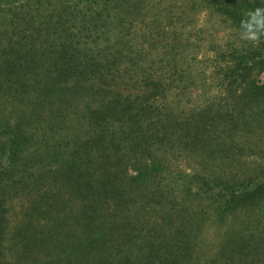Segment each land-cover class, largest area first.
<instances>
[{"label":"rangeland","instance_id":"obj_1","mask_svg":"<svg viewBox=\"0 0 264 264\" xmlns=\"http://www.w3.org/2000/svg\"><path fill=\"white\" fill-rule=\"evenodd\" d=\"M244 2L264 0H0V264H113L131 242L264 264V36L241 39ZM148 80L155 151L79 148Z\"/></svg>","mask_w":264,"mask_h":264},{"label":"trees","instance_id":"obj_2","mask_svg":"<svg viewBox=\"0 0 264 264\" xmlns=\"http://www.w3.org/2000/svg\"><path fill=\"white\" fill-rule=\"evenodd\" d=\"M258 7H264V3H258V2H244L242 7H240V13L248 12L251 10H254ZM243 9H246L248 11H245ZM142 92L141 94V101L138 102L136 105H133L134 100H131L129 95L123 96V95H112L110 99L108 100V103L106 102V106L103 110L97 111V112H91L89 114V123L97 129V137H85V142L79 146V148L92 146L93 144L98 143H104V137L107 136L111 138V147L112 149H118L119 148V142L126 144L130 150L131 154L139 153L142 154L145 151L151 150L155 151L156 147L152 146L151 144H144L143 141L146 139V131L142 129V123L146 121L150 117L151 107L149 104V100L156 99L161 94V87L154 81H146V83H143L142 85ZM111 92L109 89L107 90V93ZM109 94V93H108ZM138 98L137 96L134 98ZM106 120H109L107 123ZM112 121H116L117 123H120L121 126L123 125L126 131L122 132V137L118 138L115 133L112 135L108 134V131L110 128H113ZM167 122V121H165ZM159 118H157L154 122L153 128L157 127L159 124L161 127H164V123ZM104 124L105 127H104ZM126 124V125H124ZM121 130V127L119 129V132ZM118 132V134H119ZM145 137L144 139L142 137ZM149 138H153L156 140L162 139L158 137V131L153 130L150 132ZM72 145V144H70ZM74 146V145H72ZM1 229V226H0ZM143 244L139 243H133L131 242V245H127L125 247V255L122 257H115L118 258L113 264H171L172 260H176L177 255L183 254L180 250L183 245H177V249L175 251L168 253L165 259H161L160 253L158 251H155V248L152 245H147V248L150 249V253L146 254L144 257V251L142 250L145 248V246H142ZM121 250V251H122ZM246 250L245 245H240L235 250H229V255L225 256L224 262L226 263H233L234 258L239 259L238 257L243 254V252ZM154 251L155 254L151 255V252ZM222 254V253H221ZM231 255V256H230ZM142 257V258H141ZM177 257V258H176ZM171 258V259H169ZM175 258V259H173ZM220 259H223V257H220ZM155 260V262H153ZM225 263V264H226ZM99 264H106L104 261H102ZM224 264V263H221Z\"/></svg>","mask_w":264,"mask_h":264},{"label":"clouds","instance_id":"obj_3","mask_svg":"<svg viewBox=\"0 0 264 264\" xmlns=\"http://www.w3.org/2000/svg\"><path fill=\"white\" fill-rule=\"evenodd\" d=\"M241 39L257 41L264 36V7H258L245 13L240 21Z\"/></svg>","mask_w":264,"mask_h":264}]
</instances>
